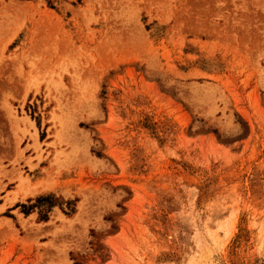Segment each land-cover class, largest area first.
Instances as JSON below:
<instances>
[{
  "label": "rangeland",
  "instance_id": "rangeland-1",
  "mask_svg": "<svg viewBox=\"0 0 264 264\" xmlns=\"http://www.w3.org/2000/svg\"><path fill=\"white\" fill-rule=\"evenodd\" d=\"M0 264H264V0H0Z\"/></svg>",
  "mask_w": 264,
  "mask_h": 264
}]
</instances>
